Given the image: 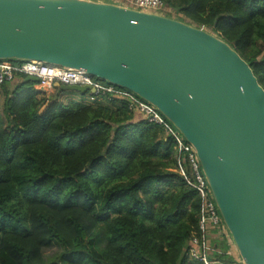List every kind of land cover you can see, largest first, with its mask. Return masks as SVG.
<instances>
[{"label": "trees", "instance_id": "obj_1", "mask_svg": "<svg viewBox=\"0 0 264 264\" xmlns=\"http://www.w3.org/2000/svg\"><path fill=\"white\" fill-rule=\"evenodd\" d=\"M163 1L226 41L264 89V0ZM25 77L0 83V264H203L188 256L200 198L173 136L124 100L62 84L48 95ZM206 250L233 261L224 237Z\"/></svg>", "mask_w": 264, "mask_h": 264}, {"label": "water", "instance_id": "obj_2", "mask_svg": "<svg viewBox=\"0 0 264 264\" xmlns=\"http://www.w3.org/2000/svg\"><path fill=\"white\" fill-rule=\"evenodd\" d=\"M6 59L82 70L153 105L193 147L242 263L264 264V89L226 41L105 0H0Z\"/></svg>", "mask_w": 264, "mask_h": 264}, {"label": "built area", "instance_id": "obj_3", "mask_svg": "<svg viewBox=\"0 0 264 264\" xmlns=\"http://www.w3.org/2000/svg\"><path fill=\"white\" fill-rule=\"evenodd\" d=\"M105 1L163 15H166L165 12L168 11L163 0H122L126 1V4L115 0ZM161 10L165 11L162 12ZM16 74L36 77L37 81L34 87L46 94L53 92L54 84L57 82L65 86H86L93 90L91 92L93 94L124 100L133 113L139 114L146 122L162 126L168 134L173 136L177 153L184 154L188 164V168L185 169L184 162H181L180 157H177L178 170L186 183L196 189L200 198L198 227L201 234L199 238L194 237L190 240L188 256L203 264H222L216 260L208 259L206 249L211 238L224 237L229 239L230 237L201 172L195 151L153 105L125 88L105 83L82 70L47 64L36 60H0V83L11 81Z\"/></svg>", "mask_w": 264, "mask_h": 264}, {"label": "rangeland", "instance_id": "obj_4", "mask_svg": "<svg viewBox=\"0 0 264 264\" xmlns=\"http://www.w3.org/2000/svg\"><path fill=\"white\" fill-rule=\"evenodd\" d=\"M115 1H120L123 4L127 3L126 1H122V0H115ZM161 11L164 12L165 10H161ZM170 12H172L173 15L175 14V12L172 9H170ZM1 100L2 98L0 97V104L2 102ZM59 251H60L59 246L55 242H51V244L48 247L43 249L42 251L43 258L48 261L53 260L57 256ZM207 253H208V250H207Z\"/></svg>", "mask_w": 264, "mask_h": 264}, {"label": "crops", "instance_id": "obj_5", "mask_svg": "<svg viewBox=\"0 0 264 264\" xmlns=\"http://www.w3.org/2000/svg\"><path fill=\"white\" fill-rule=\"evenodd\" d=\"M227 243L229 245L230 254H231L232 259H233L232 263H230V264H243L241 259L239 258L238 253L236 252V249H235L233 242L231 241L230 238L227 239Z\"/></svg>", "mask_w": 264, "mask_h": 264}]
</instances>
